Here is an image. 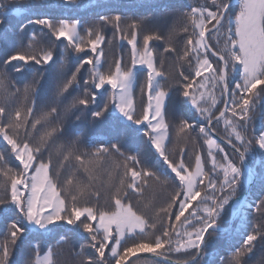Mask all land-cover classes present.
Listing matches in <instances>:
<instances>
[{
    "label": "snow or ice",
    "instance_id": "obj_1",
    "mask_svg": "<svg viewBox=\"0 0 264 264\" xmlns=\"http://www.w3.org/2000/svg\"><path fill=\"white\" fill-rule=\"evenodd\" d=\"M55 6L70 13L103 7L101 0ZM36 7L35 0H0V264H56L53 246L44 252L42 241L64 225L89 241L86 264H251L257 248L264 255V224L248 231L254 213L264 217V120L250 131L264 101V0H199L161 22L169 37L164 52L188 66L177 88L161 83L167 76L150 45L165 39L163 31L144 34L138 47L149 17L126 31L122 16L96 13L103 24L115 22L131 46L130 64L116 59L104 71L101 26L85 28L72 15L41 18ZM170 18L187 21L182 47L171 43ZM36 25L55 37L47 49L34 48L37 34L29 29ZM22 81L23 104L12 108ZM221 122L227 148L210 134ZM197 125L206 155L203 145L194 163L184 147L179 159L170 155V130L186 139ZM103 176L115 189L107 206H79L86 191L99 199L91 189ZM167 188L158 203L157 189Z\"/></svg>",
    "mask_w": 264,
    "mask_h": 264
},
{
    "label": "trees",
    "instance_id": "obj_2",
    "mask_svg": "<svg viewBox=\"0 0 264 264\" xmlns=\"http://www.w3.org/2000/svg\"><path fill=\"white\" fill-rule=\"evenodd\" d=\"M37 7L33 9V13L36 16H39L41 18L44 17H50V18H59L67 15L72 16H78L82 19L84 22V27L87 28L90 25L96 24L102 27V31L106 36V41L100 45L102 49L107 50L108 46L110 47L111 53L108 54L106 57L102 58L104 61V71H107L109 64L111 63L114 67V61L116 59L123 58L126 64H130L131 59V48L130 45L127 44V42L121 41L119 37L117 36L115 29L110 30L108 29L102 22L98 21V17L96 16V13L99 12L100 14L106 13L108 15H114V14H123L124 16L128 17L131 21L139 20L144 15H152L153 17H159L160 15L167 13L163 12L162 9L167 8L170 11L168 13L172 12H187L190 9L184 7L188 4H195L199 2V0H148L145 3H139V2H132L128 0H118L111 4H102V8H96V9H90L88 11L81 10L79 12H68L65 9H62L60 7L56 6H46V3H42L40 0H35ZM104 15V14H103ZM156 19V18H155ZM157 20V19H156ZM181 24V29L184 26V24L187 23L186 20L179 18L176 19ZM151 21V20H150ZM123 28V25H122ZM125 29V28H123ZM126 30V29H125ZM30 32L35 31L37 34V39L34 43V45L38 44L37 46H34V48L39 51L40 49H47V45L51 44V41L55 40V37L44 36L40 32V26H31L29 29ZM127 31V30H126ZM44 32H47L45 29ZM143 31L141 30V33ZM86 34L85 32H81ZM139 36V43L138 47L142 48V36ZM166 34V33H165ZM164 47L165 45L168 46L169 37L167 35H164ZM11 40V37L9 38ZM45 39V40H44ZM63 44H61L60 41H56L57 44H61V47L64 46V44H67L66 40H63ZM111 41L109 43L108 41ZM186 40V34L182 33V31L176 30V36H174L171 39V43L173 45H178L180 47L183 46L184 42ZM40 42V43H37ZM153 46H155V55H156V64L158 68H162V70L165 72L167 78L162 80L161 83L165 88H168L169 85H171L173 88L179 87V84L176 82L179 79V72L182 70L187 69V64L183 61L177 62L176 56L174 54H168L164 52V47H161V43L158 42H151ZM124 49H127L123 52ZM89 53V52H88ZM92 55V54H89ZM89 66H85V68H88ZM84 71V70H82ZM85 78L90 79V74L87 71H84ZM29 81L32 79V77L28 78ZM146 79V74L144 77H141L140 82L137 84L135 89V96L137 101H139L140 95H141V87L140 85L144 83ZM18 87L21 88V94L16 97L14 100L10 101L11 107L15 108L19 105L23 104V86L24 82H20ZM99 91H103L102 89ZM111 89L109 88V94ZM182 91V89H181ZM82 94V91H81ZM177 93H173V99L176 98ZM217 95H219V92H217ZM146 101V96L144 97ZM0 103H3V100L0 99ZM30 103V100H29ZM223 102L221 101L218 105L219 108H222ZM185 109L189 108L190 105L183 106ZM194 112V109H193ZM183 115V113H182ZM189 116L192 115V113L188 114ZM261 120H264V102L261 103L260 106L258 104L256 105L255 109V118L252 122L250 131H255L256 129L260 128V122ZM195 119H190L189 123H195ZM213 131L220 137L226 135L224 131L223 123L221 122L219 125H217L215 128H212ZM258 134V132L256 133ZM199 125H197V130L195 133H188L187 138L183 139L180 136L177 135V130L175 128H172L170 130V139L171 142L168 144V150L170 155H174L177 159H179V149L181 147H184L187 149V155L190 157L194 163V154L195 151L203 145V153L206 155L207 146L204 145V138L201 137L199 140L196 139L197 136H199ZM223 146V145H222ZM225 147V146H224ZM53 152H55V148L52 149ZM229 154L232 155V151L229 150ZM18 163V162H17ZM249 165L252 166V161H249ZM256 171H259L258 168H256ZM109 178L107 176H103L100 180H97L93 188L91 189L92 192H98L99 193V199L97 200V197L95 195L90 194L88 191L85 192L84 195L78 197V204L81 207L84 206H93L99 203L101 206H107L110 198L111 192H114L115 189L111 188L109 189ZM115 183L118 184V180L115 181ZM258 185L254 184L253 191L257 190ZM172 191V189H157V202L163 203V198L168 194V192ZM75 194V190H73ZM135 203V200L133 201ZM195 203V202H194ZM187 215V213H186ZM81 219H84L81 217ZM236 223H239L238 221ZM254 224H264V217L259 216L258 214H253L250 222L248 231H252V225ZM71 225H64L63 228L58 229L57 231L53 232L51 234L50 238H45L42 241L43 250L44 252L47 251V248L49 245L53 246L54 251V260L56 264H86V260L89 256V254L93 253V250L88 248L87 245L89 241L87 239L82 238L80 235H74L72 232L67 231V229L72 228ZM61 236H65L67 238V243H62L60 245H57V241L60 239ZM83 236H86V234H83ZM84 247V251L81 252V247ZM43 255V252L41 253ZM18 258L26 259L27 256H22L20 252H17ZM172 259H176L175 256L172 257ZM256 260V261H255ZM264 260V255L261 254L260 249H257L256 254L252 258L251 264H258V262ZM137 264H155L154 260L150 259H140L137 261Z\"/></svg>",
    "mask_w": 264,
    "mask_h": 264
},
{
    "label": "rangeland",
    "instance_id": "obj_3",
    "mask_svg": "<svg viewBox=\"0 0 264 264\" xmlns=\"http://www.w3.org/2000/svg\"><path fill=\"white\" fill-rule=\"evenodd\" d=\"M40 1H42V3L44 2V3H46V6H50V5H52V6H55V4H56V0H40ZM115 1H118V0H101V3L102 4H111V3H114ZM128 1H132V2H139V3H145L146 1H148V0H128ZM194 1V0H193ZM93 2H95V0H93ZM56 7H58V6H56ZM104 15H108V14H106V13H103ZM116 15H120V16H122L123 17V20H122V22H121V27H122V25H123V28H125L126 30H128V28H129V25L133 22V21H131L128 17H126V16H124L123 14L121 15V14H114V15H108V16H116ZM170 16V13H164V14H162V15H160L159 17H153L152 15H144L142 18H145V17H149L150 18V22H149V25H148V27H145V28H142L141 30L143 31L142 33H141V36H142V38H143V35L144 34H149V32L151 31V30H155L156 28H160L161 29V31H163V33H164V35H167L168 36V28L166 27V26H163L162 24H161V22L163 21V20H165V18L166 17H169ZM141 18V19H142ZM157 20H156V19ZM177 18H170V19H168L167 20V25H169V26H171V25H175V28H176V30H179V31H181V24H180V22L178 21V20H176ZM114 23L115 22H113L112 24H104L108 29H110V30H114L115 29V27H114ZM166 33V34H165ZM81 35L82 36H86V34H84V33H81ZM176 36V35H175ZM45 40V39H44ZM125 42H127L126 40H125ZM151 42H158V41H150V45L153 47V50H154V53H155V46H153L152 44H151ZM160 43H161V47L160 48H163L164 47V44H162V43H164V40H161V41H159ZM37 43H40V42H37ZM34 46H37L38 47V44L37 45H34ZM50 45H47L46 47L48 48ZM130 48H131V46H129ZM165 47H167L166 45H165ZM165 47H164V49H165ZM125 50H127V49H124L123 50V52L125 51ZM86 52H89L88 54H92L91 53V51H90V49H86ZM103 52H104V55L102 56V58H104V57H106L108 54H110L111 53V51H110V47L108 46V48H107V50H105V49H103Z\"/></svg>",
    "mask_w": 264,
    "mask_h": 264
},
{
    "label": "water",
    "instance_id": "obj_4",
    "mask_svg": "<svg viewBox=\"0 0 264 264\" xmlns=\"http://www.w3.org/2000/svg\"><path fill=\"white\" fill-rule=\"evenodd\" d=\"M210 133H211V135L215 138V139H217V140H219V141H221V142H223L222 140H220V138H218V137H216L212 132H211V130H210ZM225 143V142H224ZM226 144V143H225ZM142 257H151V254H148V253H142V254H140Z\"/></svg>",
    "mask_w": 264,
    "mask_h": 264
}]
</instances>
